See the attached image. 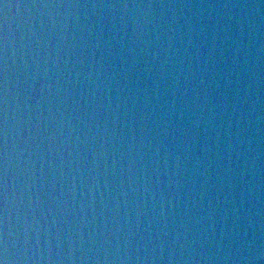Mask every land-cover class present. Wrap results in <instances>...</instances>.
<instances>
[{"label": "water", "instance_id": "obj_1", "mask_svg": "<svg viewBox=\"0 0 264 264\" xmlns=\"http://www.w3.org/2000/svg\"><path fill=\"white\" fill-rule=\"evenodd\" d=\"M264 264V0H0V259Z\"/></svg>", "mask_w": 264, "mask_h": 264}, {"label": "clouds", "instance_id": "obj_2", "mask_svg": "<svg viewBox=\"0 0 264 264\" xmlns=\"http://www.w3.org/2000/svg\"><path fill=\"white\" fill-rule=\"evenodd\" d=\"M0 264H7V255H6V249H5V256L3 259H0Z\"/></svg>", "mask_w": 264, "mask_h": 264}]
</instances>
